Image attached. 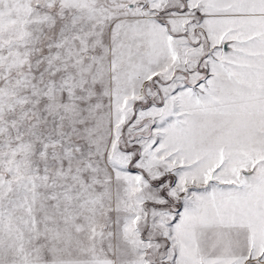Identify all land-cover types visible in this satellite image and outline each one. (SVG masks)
I'll return each mask as SVG.
<instances>
[{"label":"snow or ice","instance_id":"snow-or-ice-1","mask_svg":"<svg viewBox=\"0 0 264 264\" xmlns=\"http://www.w3.org/2000/svg\"><path fill=\"white\" fill-rule=\"evenodd\" d=\"M0 264H264V0H0Z\"/></svg>","mask_w":264,"mask_h":264}]
</instances>
